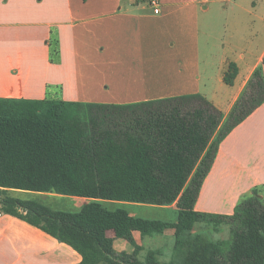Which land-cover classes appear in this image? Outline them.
Returning a JSON list of instances; mask_svg holds the SVG:
<instances>
[{
    "label": "crops",
    "instance_id": "obj_1",
    "mask_svg": "<svg viewBox=\"0 0 264 264\" xmlns=\"http://www.w3.org/2000/svg\"><path fill=\"white\" fill-rule=\"evenodd\" d=\"M159 2L156 14L150 0H0V99L125 106L200 95L226 118L264 58V0ZM230 63L238 67L233 86L224 82ZM255 188L264 197V104L220 144L195 208L213 221L232 220ZM156 208L177 215L175 205ZM174 234L172 228L134 233L139 261L157 251L154 261L169 263ZM159 239L169 242L168 251L152 247ZM114 248L134 253L123 240ZM81 260L66 244L0 211V264Z\"/></svg>",
    "mask_w": 264,
    "mask_h": 264
},
{
    "label": "trees",
    "instance_id": "obj_2",
    "mask_svg": "<svg viewBox=\"0 0 264 264\" xmlns=\"http://www.w3.org/2000/svg\"><path fill=\"white\" fill-rule=\"evenodd\" d=\"M237 75L230 63L225 84L233 86ZM263 104L264 58L226 118L200 95L125 106L0 99V211L66 244L80 264H157V251L139 261L134 233L170 228L175 243L167 264H264L262 190L240 200L230 217L236 226L223 242L196 232L214 215L195 208L220 144ZM17 191L88 202L77 212L62 211L10 195ZM108 202L175 205L177 220L137 218L107 209ZM115 240L134 253H118Z\"/></svg>",
    "mask_w": 264,
    "mask_h": 264
},
{
    "label": "rangeland",
    "instance_id": "obj_3",
    "mask_svg": "<svg viewBox=\"0 0 264 264\" xmlns=\"http://www.w3.org/2000/svg\"><path fill=\"white\" fill-rule=\"evenodd\" d=\"M217 18V11L215 10L214 5L211 6V13L209 21L214 24ZM211 24V26H212ZM206 27V26H205ZM13 197L20 199H34L39 202H43L54 209L69 211V212H77L81 210V208L88 202L85 198L79 197H59L52 198L49 195L43 193H35V192H11L10 194ZM105 207L109 210L116 209H124L128 211L130 214H135V216H142L140 218L150 219V220H162V221H173L177 216L172 211H163L160 210V206L154 205H140V204H131V203H121V202H108L104 203ZM130 205H140L136 207H132ZM139 207V208H138ZM236 225L235 221L226 220V219H216L209 224H201L196 227V232L205 233L206 237L213 242H223L229 240L230 238V229ZM152 247H160L163 252L169 250V242L164 240H158L155 244L152 242Z\"/></svg>",
    "mask_w": 264,
    "mask_h": 264
},
{
    "label": "built area",
    "instance_id": "obj_4",
    "mask_svg": "<svg viewBox=\"0 0 264 264\" xmlns=\"http://www.w3.org/2000/svg\"><path fill=\"white\" fill-rule=\"evenodd\" d=\"M150 4H151V6H153L155 8V13L158 14L160 12V9H159L160 2H159V0H150Z\"/></svg>",
    "mask_w": 264,
    "mask_h": 264
}]
</instances>
